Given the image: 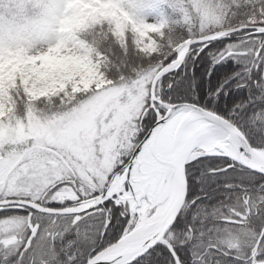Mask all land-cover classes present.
<instances>
[{
    "label": "snow or ice",
    "instance_id": "6c2138e0",
    "mask_svg": "<svg viewBox=\"0 0 264 264\" xmlns=\"http://www.w3.org/2000/svg\"><path fill=\"white\" fill-rule=\"evenodd\" d=\"M0 264H264V0H0Z\"/></svg>",
    "mask_w": 264,
    "mask_h": 264
}]
</instances>
